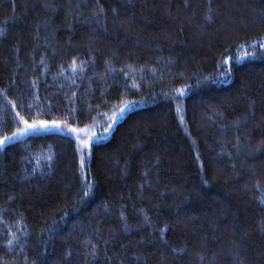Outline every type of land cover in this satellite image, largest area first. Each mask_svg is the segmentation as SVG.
<instances>
[{
  "label": "trees",
  "instance_id": "1",
  "mask_svg": "<svg viewBox=\"0 0 264 264\" xmlns=\"http://www.w3.org/2000/svg\"><path fill=\"white\" fill-rule=\"evenodd\" d=\"M6 140L0 264H264V0H0Z\"/></svg>",
  "mask_w": 264,
  "mask_h": 264
},
{
  "label": "rangeland",
  "instance_id": "2",
  "mask_svg": "<svg viewBox=\"0 0 264 264\" xmlns=\"http://www.w3.org/2000/svg\"><path fill=\"white\" fill-rule=\"evenodd\" d=\"M28 125H36L35 128H28V135L38 133V132H43V131H64V130H67V126H65L63 124L48 123L47 127H41L40 124H28ZM9 141H11V140L4 141L2 144H0V147L5 145ZM86 147H87V144H86Z\"/></svg>",
  "mask_w": 264,
  "mask_h": 264
},
{
  "label": "snow or ice",
  "instance_id": "3",
  "mask_svg": "<svg viewBox=\"0 0 264 264\" xmlns=\"http://www.w3.org/2000/svg\"><path fill=\"white\" fill-rule=\"evenodd\" d=\"M41 127H47V124L46 122H41L40 124ZM36 125H28V128H35ZM5 139H8V138H5ZM4 141H0V144H2Z\"/></svg>",
  "mask_w": 264,
  "mask_h": 264
}]
</instances>
